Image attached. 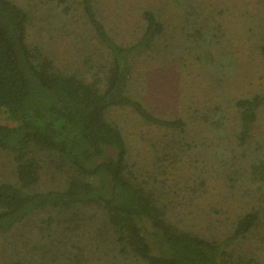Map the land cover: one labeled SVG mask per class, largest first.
<instances>
[{
	"label": "trees",
	"instance_id": "16d2710c",
	"mask_svg": "<svg viewBox=\"0 0 264 264\" xmlns=\"http://www.w3.org/2000/svg\"><path fill=\"white\" fill-rule=\"evenodd\" d=\"M77 5L105 55L97 66L84 61L82 69L64 70L43 45L27 41L28 8L0 0V110L14 124L0 122V151L11 152L14 164V182H0V237L12 232L0 264H264L234 245L252 232L256 212L240 216L221 238L171 219L165 179H147L128 161L123 132L108 118L112 108L128 107L145 122L183 131L184 121L155 116L131 90L134 62L162 34L161 20L144 11L137 39L120 44L93 0ZM262 41L264 54V31ZM263 105L260 94L235 100L239 145ZM180 137L172 144L187 153L188 136ZM43 172L60 184L40 189Z\"/></svg>",
	"mask_w": 264,
	"mask_h": 264
},
{
	"label": "rangeland",
	"instance_id": "374dc122",
	"mask_svg": "<svg viewBox=\"0 0 264 264\" xmlns=\"http://www.w3.org/2000/svg\"><path fill=\"white\" fill-rule=\"evenodd\" d=\"M15 1L31 14L27 41L43 45L56 66L76 70L84 68V61L99 64L105 51L95 42L77 0L66 7L57 0ZM93 1L120 44L137 39L144 11L158 16L163 32L136 58L131 90L155 116L185 123L182 132L175 131L143 121L128 107L112 108L108 118L123 132L128 161L147 179H165L171 219L198 233L221 238L240 216L256 212L252 232L234 245L251 250L264 263V105L244 145L236 140L234 107L239 98L264 95L261 0ZM0 122L14 125L3 110ZM181 134H187L189 145L182 154L172 144L182 140ZM165 152L171 153L167 160L161 158ZM13 168L11 152L0 151V182H14ZM58 184L56 175L43 172L38 186ZM146 223L143 233L149 238ZM11 233L0 237V248Z\"/></svg>",
	"mask_w": 264,
	"mask_h": 264
}]
</instances>
